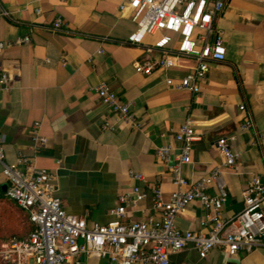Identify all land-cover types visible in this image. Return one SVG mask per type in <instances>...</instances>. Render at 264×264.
Listing matches in <instances>:
<instances>
[{
    "label": "crops",
    "instance_id": "crops-1",
    "mask_svg": "<svg viewBox=\"0 0 264 264\" xmlns=\"http://www.w3.org/2000/svg\"><path fill=\"white\" fill-rule=\"evenodd\" d=\"M125 1L0 0V43L30 37L29 43L0 51V67L15 76L12 89H0L6 160L14 163L25 153L36 167L54 173L56 195L65 210L86 218L89 225L114 222L119 196L139 185L149 198L128 208L123 221H143L152 213L154 190L160 189L165 201L176 190L157 149L170 143L179 146L173 131L191 119L199 139L193 163L183 168L190 182L222 167L218 139L227 138L240 154L232 169L221 168L229 195L222 217L229 220L243 209L250 181L264 178V0H209L225 4L216 26L223 33L227 56L223 62H210L199 93L168 86V79L180 82L187 70H159L150 76L135 71L143 50L128 43L137 27L120 12ZM59 18L68 33L52 31ZM103 82L131 103L139 128L116 123L94 91ZM244 104L263 135L258 147L251 146L254 132L241 128L246 115L239 107ZM36 123L48 143L35 152ZM106 123L114 128L105 130ZM130 172L143 175L144 181H134ZM7 187L0 170V194ZM210 191L216 192V187ZM176 223L183 231L204 235L211 229L209 212L199 203L187 207ZM170 263L264 264V247L235 257L217 248L204 260L196 250L185 249L172 254ZM82 264L112 263L93 257Z\"/></svg>",
    "mask_w": 264,
    "mask_h": 264
},
{
    "label": "built area",
    "instance_id": "built-area-1",
    "mask_svg": "<svg viewBox=\"0 0 264 264\" xmlns=\"http://www.w3.org/2000/svg\"><path fill=\"white\" fill-rule=\"evenodd\" d=\"M225 4L209 0H126L120 6L122 15L136 25L129 37L131 46L143 50L134 64L135 71L150 76L159 70H187L180 82L167 80L169 87L199 93L206 81L210 62H223L227 49L216 19L224 12ZM8 16V13H4ZM62 19H57L52 31L68 33ZM153 39L148 41V39ZM30 37L16 43H0V51L14 44L29 43ZM185 62H191L186 66ZM15 76L0 67V89H12ZM102 103L116 119V123L139 128L131 111V103L124 102L108 83L94 89ZM241 125L243 131H253L251 146L261 145L263 135L256 129L253 116L244 104ZM103 128L112 130L106 123ZM174 139L179 146L166 144L157 149V157L166 167L176 190L165 201L160 189L153 191L152 213L143 221L124 222L127 210L144 203L149 195L139 185L119 196V205L112 211L116 218L106 225H89L86 218L69 214L60 198L57 177L47 169L36 167L34 159L20 153L14 163L6 160L4 138L0 134V170L7 180L6 197L26 211L32 230L25 239L13 238L0 247V259L5 264H82L84 259L97 257L112 264H171L170 256L185 249H194L201 259L210 252L223 248L230 256L239 252L251 253L264 247V178L256 176L243 192V209L235 217L225 220L222 210L228 201L223 168L232 169L240 154L234 152L227 138L217 141V150L223 157L222 167H216L208 177L190 182L183 172L193 163L194 145L198 134L193 120L176 131ZM35 152L48 143L40 133V124L32 128ZM136 182L143 175L130 172ZM216 192H211V187ZM199 203L209 212L210 232L207 235L183 231L177 226L178 216L191 204Z\"/></svg>",
    "mask_w": 264,
    "mask_h": 264
},
{
    "label": "rangeland",
    "instance_id": "rangeland-1",
    "mask_svg": "<svg viewBox=\"0 0 264 264\" xmlns=\"http://www.w3.org/2000/svg\"><path fill=\"white\" fill-rule=\"evenodd\" d=\"M22 212L8 199L0 200V244L26 232Z\"/></svg>",
    "mask_w": 264,
    "mask_h": 264
},
{
    "label": "trees",
    "instance_id": "trees-1",
    "mask_svg": "<svg viewBox=\"0 0 264 264\" xmlns=\"http://www.w3.org/2000/svg\"><path fill=\"white\" fill-rule=\"evenodd\" d=\"M5 198L8 199V198L6 197L5 194H0V200H4ZM8 200H9V199H8ZM9 201L13 202L14 205H16V207L22 212L23 217H24V220H25V225H26L27 229H26V232H25L24 234L19 235V236H14V237H12V238H10V239L4 241L3 243L0 244V247H1V245L5 244V243L10 242L13 238H17V239H25V238L28 237L29 233H30L32 230H34V227H33L32 223H31L30 220H29V215H28V213H27L26 211H24L22 208H20V207L17 205V203H15L14 201H12V200H9ZM0 264H3V263L0 261Z\"/></svg>",
    "mask_w": 264,
    "mask_h": 264
}]
</instances>
